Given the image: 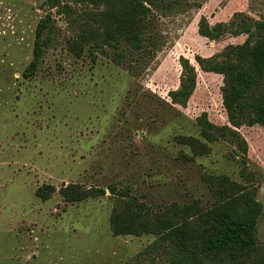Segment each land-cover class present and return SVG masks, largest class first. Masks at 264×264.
Masks as SVG:
<instances>
[{
    "label": "rangeland",
    "instance_id": "374dc122",
    "mask_svg": "<svg viewBox=\"0 0 264 264\" xmlns=\"http://www.w3.org/2000/svg\"><path fill=\"white\" fill-rule=\"evenodd\" d=\"M122 6L0 0V264H169L148 249L154 236H115L113 213L132 200L158 215L173 204L204 212L240 190L262 206L264 264V126L247 111L228 117L210 71L264 36V0H153L141 47L104 36L105 13ZM69 184L98 194L66 202ZM42 186L54 190L45 201Z\"/></svg>",
    "mask_w": 264,
    "mask_h": 264
},
{
    "label": "trees",
    "instance_id": "16d2710c",
    "mask_svg": "<svg viewBox=\"0 0 264 264\" xmlns=\"http://www.w3.org/2000/svg\"><path fill=\"white\" fill-rule=\"evenodd\" d=\"M100 1L109 5L117 1L123 3L121 12L105 13L104 36L108 40L141 47L140 24L150 12L147 5H153V0ZM260 27L264 28V24ZM40 34L41 30L38 37ZM42 53L40 48L33 52V61L22 74L24 78L36 73ZM227 56L222 64L214 65L210 71L222 76L223 106L228 117L235 118L247 111L251 124L264 126V92L261 89L264 83V36L254 42L247 39L241 46L231 47ZM193 86L194 79L188 78L180 93L188 96ZM206 128L217 130L219 134L226 131L225 127L217 128L210 123H206ZM204 133H207L205 129ZM204 135L213 140V134ZM178 141L192 146L194 151L198 148L207 151L205 145L195 138L179 137ZM219 180L222 182L226 178ZM52 189L42 186L35 194L45 201L54 192ZM243 191L204 212L196 203L182 208L173 204L158 215L160 213L154 214L146 205L136 201L124 202L123 209L114 212L110 219L112 232L115 236H154L148 249L160 250L166 259L170 258L169 264H257L261 253L256 224L262 206ZM58 193L66 202L79 203L96 197L98 190L69 184L63 185Z\"/></svg>",
    "mask_w": 264,
    "mask_h": 264
}]
</instances>
